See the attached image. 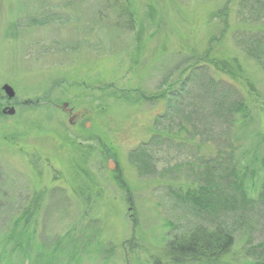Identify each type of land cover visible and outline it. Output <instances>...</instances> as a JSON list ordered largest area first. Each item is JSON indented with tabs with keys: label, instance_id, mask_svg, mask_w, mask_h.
<instances>
[{
	"label": "rangeland",
	"instance_id": "obj_1",
	"mask_svg": "<svg viewBox=\"0 0 264 264\" xmlns=\"http://www.w3.org/2000/svg\"><path fill=\"white\" fill-rule=\"evenodd\" d=\"M262 154L264 0H0V264H176L197 224L258 263Z\"/></svg>",
	"mask_w": 264,
	"mask_h": 264
},
{
	"label": "trees",
	"instance_id": "obj_2",
	"mask_svg": "<svg viewBox=\"0 0 264 264\" xmlns=\"http://www.w3.org/2000/svg\"><path fill=\"white\" fill-rule=\"evenodd\" d=\"M220 110L224 111L222 107H219ZM243 109V108H242ZM244 111V110H243ZM227 114V113H226ZM215 114L213 113V116ZM228 115V114H227ZM229 121H233L231 116H227ZM264 155V154H262ZM260 162V161H259ZM209 167V165H206ZM260 168L263 169L264 173V157L260 162ZM209 174V172H208ZM262 181L264 182V175H262ZM217 192H220L216 190ZM241 192V191H240ZM205 196L199 195L196 192H188L186 195L180 198L182 202H190L196 214H203L211 212L212 208L215 212H219V209L224 210L230 207V197H220L215 202L212 201L211 205L208 203V192H203ZM243 193V192H242ZM243 200L245 201L246 194L243 193ZM262 195L264 196V188L262 190ZM216 195L211 196L210 198L214 200ZM264 200V199H263ZM223 207V208H222ZM23 214L20 217V220L24 222V225L27 226L28 223L32 220V202L31 205H28ZM18 226V224L16 225ZM15 226V227H16ZM14 229H12L11 233ZM16 230V228H15ZM191 232L182 237H174L168 245V253L166 254L167 258L171 259L172 263L176 264H221V260L225 257H229L231 254L232 240L233 235L229 229L220 228V226H214L213 228L202 229L200 224H197L192 227ZM13 236V235H12ZM18 236V235H17ZM21 243V241H19ZM18 242V244H20ZM17 244V245H18ZM262 254L261 261L255 264H264V244L259 248ZM28 259V257H26Z\"/></svg>",
	"mask_w": 264,
	"mask_h": 264
},
{
	"label": "water",
	"instance_id": "obj_3",
	"mask_svg": "<svg viewBox=\"0 0 264 264\" xmlns=\"http://www.w3.org/2000/svg\"><path fill=\"white\" fill-rule=\"evenodd\" d=\"M3 90L4 92L6 93V95L9 97V98H12L14 96V91L12 90L11 87H9L8 85H4L3 86ZM3 113L4 114H7V115H12L14 113L13 109H4L3 110Z\"/></svg>",
	"mask_w": 264,
	"mask_h": 264
},
{
	"label": "flooded vegetation",
	"instance_id": "obj_4",
	"mask_svg": "<svg viewBox=\"0 0 264 264\" xmlns=\"http://www.w3.org/2000/svg\"><path fill=\"white\" fill-rule=\"evenodd\" d=\"M4 107H6V106H4Z\"/></svg>",
	"mask_w": 264,
	"mask_h": 264
}]
</instances>
